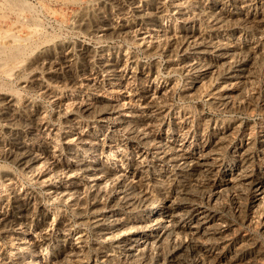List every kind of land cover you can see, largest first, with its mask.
<instances>
[{"label": "bare ground", "instance_id": "6f19581e", "mask_svg": "<svg viewBox=\"0 0 264 264\" xmlns=\"http://www.w3.org/2000/svg\"><path fill=\"white\" fill-rule=\"evenodd\" d=\"M3 1L19 16L25 11L30 14L21 20L24 25L19 22L20 27L25 26L29 31L25 37H18L19 31L14 34L9 30L20 17L16 16L10 28L9 24H0L9 30L4 33L3 28L0 35V160L4 161L0 165V241L10 240L11 248L17 249L11 256L0 242V264L81 261L85 244L81 232L74 237L68 220L61 221L59 229L66 232L55 241L52 239L55 217L36 191L22 187L16 170L47 186L53 202L69 205L79 219L89 218L101 227L126 226L129 222L116 215L135 212L140 197L134 189L125 187V183L129 179L130 184H141L143 178L139 174L149 160L165 174H170V165L180 172L192 170L199 176L215 171L230 137L229 131L224 136L217 135L208 144L205 142L200 153H191L188 145L192 142V127L199 122L203 129H209L214 123L210 117L196 119L192 109L175 104V97L179 93L187 101L206 98L222 109L247 100L248 89L259 78L258 66L264 56L258 55L254 45L243 40L241 30L254 27L264 32V6L254 7V0H77L79 9L73 8L78 10L73 16L69 14L71 28L91 40L78 36L72 40L42 31L39 23L42 18L39 20L34 14L40 12L33 9L34 3L29 4L32 0ZM41 3L45 4L42 0ZM50 9L54 14V9ZM14 29L17 24L11 30ZM119 39L137 45L149 61H143L126 42L109 44ZM162 59L168 73L185 75V82L179 84L174 78L162 80ZM6 79L16 81L17 85L9 84ZM27 91L45 97L49 105L32 98ZM260 98L264 107V89ZM132 167L134 171L130 174ZM228 169L223 170L226 182L245 184L250 177V171L240 169L234 175ZM250 184L255 188L254 198H264V179H253ZM195 186L194 182L188 184L161 207L154 208L151 201L143 202L153 220L145 225L138 221L134 225V233L140 234L129 237L128 262L160 264L158 258H147L153 231L157 234L152 240L161 242L177 235L182 228L187 229L190 246L197 250L196 254L198 250L206 251L215 238L219 242L227 239L223 233L225 220L212 204L214 199L203 204ZM218 190L213 193L217 194ZM263 203L250 211L251 214L264 215ZM159 211L162 212L159 214ZM188 218L193 222L188 224ZM247 238L234 257L226 259L223 255L225 264L263 263L264 246L258 240ZM50 246L60 251L50 261L41 253L36 254ZM184 246L181 243L177 251L185 249ZM102 252L105 260L111 257L109 250ZM182 262L176 258V264Z\"/></svg>", "mask_w": 264, "mask_h": 264}, {"label": "rangeland", "instance_id": "374dc122", "mask_svg": "<svg viewBox=\"0 0 264 264\" xmlns=\"http://www.w3.org/2000/svg\"><path fill=\"white\" fill-rule=\"evenodd\" d=\"M0 1H1L0 7L3 9V11H2V9L0 8V10H1L0 11V15H1L0 24L5 25V26L9 24V27L8 26L7 27L10 28L11 26H13L12 23L14 24V21L20 17L18 21H15L14 26L16 28V24H17V29H14L15 31L11 30L12 28H14V26H13L9 30H10V32L11 31L14 32V34H16L19 31L18 32L19 35H18V33L16 35L18 37H22L24 35V37H25L26 33H28L29 31H28V29L25 28V26L20 27V25H24V23H22L21 20H23L24 17L29 16L28 14H30V13H28L26 11L21 12L20 16H19V13L16 12L14 8H10V6H8V4L6 2H4L3 0H0ZM29 1L30 0H28L27 2H29ZM46 1L48 2V4H46L47 3ZM76 1L77 0H69V1L68 0H55V1H53V0H42V2H44V3L46 2L43 5V3H41V0H32L31 2H29V4L33 5L32 3H34L33 9H35L36 12H38V11L40 12V13L34 12V14H35V16H37V19L40 20V18H42V20L39 21V23H41L40 27L42 26L45 29L44 30L41 27L42 31H44L45 33L59 35V36L61 35V38H64V39H66L68 37L67 39H72V40H76L78 38L84 39V40H86V39L91 40V38L88 35H87L88 36L87 37L85 34L79 33V32H77L71 28V24H70L71 20L70 19H72V17L69 16V14L70 15L72 14V16H73V14L75 13L74 11L76 10V9L74 10L73 8L79 7V5H77V4H79L78 3L79 1L78 2H76ZM38 2H40V3L38 4ZM263 2H264V0H261V1L260 0H254L253 5L255 3L254 7H259L261 5L264 6ZM35 4H36V6H35ZM42 5L44 8L42 7ZM47 5H49L50 7ZM60 5H63L64 7L62 6L63 7L62 8V7H60ZM38 7L41 9H39ZM49 8L54 9L53 10L54 14L52 13L51 9L49 11ZM56 9H57L58 13L55 12ZM71 9H73V10H71ZM5 10H7V11H5ZM62 11L65 12L64 15H62V13H63ZM7 12L9 13L8 15L6 14ZM60 12H61V14H60ZM16 13H18V15H16ZM60 15H62V19H61ZM16 16H17V19H16ZM38 16H40V17H38ZM64 16H65V18H64ZM8 17H10V18H8ZM63 18L65 19L66 23L63 21L64 20ZM3 19H4V23H3ZM59 20H60V24L58 22ZM1 21H2V23H1ZM54 21H56L57 23ZM61 21H62V23H61ZM19 22L21 23L20 25H19ZM47 22H48L49 26L47 25ZM2 25L0 26L1 27L0 28L1 29L0 35L3 34L2 33L3 28L5 29V30H3L4 33L7 31L9 32V30L8 29L6 30V27L5 26L3 27ZM18 26H19V30H18ZM63 26L65 28H63ZM20 28H22L23 31L22 30L21 31L23 34L20 32ZM52 28H54V30ZM241 31L243 32V40L244 41L246 40L247 42L246 41L245 42L250 44V45L251 44L254 45V47L257 50V54L260 55L261 57H263L264 56V32L261 33L254 27L242 29ZM77 36H78V38H77ZM93 43L95 45L98 44L96 41H93ZM121 43H125L127 45H130L131 48H133L132 50L137 52L139 57L143 61H146V62L149 61V58H147V56L141 51V49H139L138 47H135L137 45L127 41L126 39L109 41V44H111V45H118ZM253 43H256V45ZM136 49H138V50H136ZM263 58H260V67L258 66V71H259L258 73L260 75L258 74L259 78L257 79V82L254 84V86H251V88L248 89L247 100L242 104L236 105L238 107L234 106L230 109L217 108V107L213 106L212 104H210L209 102H207L206 98H202L203 101H202V99L187 101L188 99H186V98L183 99L179 93L176 94V96L178 97V98L175 97L174 102L176 105H183L184 108L189 107L190 109H192V113L194 114L196 119H198V118L203 119V118H209L210 117L209 120L212 123H214L212 125V128H209V129H203L202 124H200L199 122H197V124H195L196 126L194 125L192 127V130H193L191 132V135H192L191 144L192 145L191 144L188 145V150L191 153H195V154H198V152L200 153L201 152L200 150L203 151L206 144H208L210 141L215 139L217 135L218 136H224V135H226V133L228 131H229L228 134L230 136V137L228 136L229 137L228 142H230V143L227 142L226 148L222 151L221 160L219 162V165L217 166V168H215V171L208 176L206 174L199 176L197 172H193L192 170H184V172H180L176 169V167L171 166V165L169 166L170 174H167V173L165 174L163 171H161V169L159 167L157 168L156 166H154L155 162L149 160L146 163L145 167H143L141 169V172H140L141 175L139 174L140 178L141 179L143 178L141 180V184H130L131 182L129 183V179L126 180L125 187H127V188L130 187V188H132L131 190L136 189L135 191L133 190V192L135 193V195L138 198L140 197L139 202L141 201L140 203L138 202V205L136 206L135 212L134 211H129V212L125 211L123 213L119 212L120 215H116V217H118L120 219H124L126 221L129 220V222L126 224V226L120 225L121 226L120 227L118 224H109L107 227H101L100 225H95V224L91 223L89 218L83 217L82 220L79 219V216L76 215L74 209H72L69 205L63 204V203L61 204V203L52 201V199L50 197V193H47V191H46L47 186H45L44 184L36 182V180L33 176L25 175V174L21 173L20 171L16 170V172L19 174L18 175L17 173H15L16 177L19 180V183L22 184V187L31 188L32 190L36 191L42 197L43 201H45L44 204L46 203L45 206L47 207L48 210H50L51 216L53 218L55 217L54 223H53L54 225L52 224V228H51V235H52V239L54 238L53 239L54 241H55V239L60 237L62 235V233L66 232L65 229L59 230L60 226H61V221H67L68 220L70 222L71 226H69V227L72 228V232L74 233V237H77V235H79L80 232L84 235V240H85L84 243L85 244H83V251H82V255L80 257L81 261H71V262L68 261L67 262L68 264H131L130 262H128L129 260L126 258V255H127L126 249L128 248V243H129L128 240H129V237L132 236V238H135L136 236H138L140 234L139 232L134 233V225L138 224L139 223L138 221H141V223L142 224L144 223V225H145L147 223H151L150 221L153 220L152 219L153 216H150V213L147 210L148 208H146V206L143 202H145V200L148 202L151 201L150 204H153L154 208H156L157 206L161 207L165 203L166 200H170L171 198L176 197L178 195V193L181 192L184 188H186V186L188 184L193 183V182L196 184L195 187H196V190L198 191V196L200 197L199 201L201 200L203 204H206V200L209 202L210 198L215 200V201L214 200L212 201V204L216 207V209L220 210L221 214H223L222 215L223 220H225V221H223V224H224L223 233L225 235H227V237H226L227 239L224 242L223 241L219 242L220 240L218 241L215 238V241H213L214 243L209 244L208 249L206 251L198 250L199 253L196 254L197 250L193 246H190V242H189L190 235L187 233L188 232L187 229H186V231H185V228H182L181 230L178 229V231L179 230L180 231L178 232L177 235H172L170 237H167L166 239L161 241L162 243L152 240V239H154V237H156V234H157V231H153L151 233L150 238H149L150 243L148 245L147 258L149 260H153V259L155 260L158 258L160 264H162V263L163 264H176V258H178V259L184 261L181 264H191V263L192 264H225V257L227 259V258H232V256L234 254L236 255V252L240 248H242L241 246H243V244H244V242L248 236L249 237L247 239L258 240L264 246V229H263L264 227H262V226H264V215H262V214H259L260 216L255 215V214L252 215L251 214L252 212H250L253 209L256 210L257 209L256 207H258L261 204V202L262 203L264 202V198H262V197L260 199L259 198L257 199V197L254 198L255 197V193H254L255 188H253V185L250 184V182L253 179H257V178L264 179V131H263L264 130V109H263L264 107L262 105L261 98H260V94L264 89V60H263ZM161 63H162V68H163L162 74H164V75H162V80H167L168 78L169 79L174 78L175 80H177V82L179 84H182L183 82H185V75L182 76V74L178 73V72H174V74H173L172 71H169V73H170L169 74L166 67H165L166 62L162 59ZM180 76H181V78H180ZM6 80L9 82V84L11 83L13 85L14 84L17 85V82L14 80H9V79H6ZM27 94H29L32 98H34V99L36 98L37 100H41L42 102L44 101L45 104L49 105L48 99L40 96L37 93L35 94L34 91H30V92L27 91ZM195 107H196V109H195ZM206 111H209V112H206ZM230 122H231V124H229ZM236 122H238V123H236ZM215 124L217 126H215ZM237 124H239V125H237ZM200 126H201V128H200ZM261 126H262V128H261ZM166 129H167V127H165L163 132H166ZM195 129H197V130H195ZM211 130H213V131H211ZM230 131H231V133H230ZM234 131H235V133H234ZM224 132H225V134H224ZM221 133H223V134H221ZM201 134H203V137ZM259 137L261 138V140ZM200 139H201V142H200ZM205 142H207V143L205 144ZM110 161H114V159H111ZM2 164H4V161L2 162V160H0V165H2ZM224 169H226V170L228 169L229 173L234 174V175H237L243 169L246 170L247 172L250 171L248 173L250 175V177H249L248 181L246 182L247 184L245 183L246 184L245 185V184H241V183H237V182L234 183V182H230V181H227V182L224 181L223 180L225 177L223 175ZM240 169H241V171H240ZM132 170H133V167L130 169V172H129L130 174L133 173L134 170L133 171ZM216 173L219 175H217ZM184 181H186V182H184ZM231 183H232V186H231ZM218 184H219V186H218ZM243 185H244V187H243ZM217 189H219L218 191L219 192L221 191L222 193L221 192H220V194H219V192L217 194L213 193ZM226 190H228V192H226ZM212 194H215V197L217 198V200L215 197H211ZM260 196H262V195H260ZM49 202L51 204H49ZM224 209H226V210H224ZM52 211H53V213H52ZM160 212H162V211H159V214H160ZM252 216H254V217L252 218ZM187 220H188L187 221L188 224L193 222V220L190 218H188ZM78 221H80V222H78ZM253 224H254V226H253ZM255 224H256V226H255ZM261 228H262V231H261ZM55 229H56V231H55ZM131 229H132V231H131ZM226 229H227V231H226ZM82 230H83V232H82ZM182 230H184V231H182ZM60 231H62V232H60ZM111 231H113L114 233ZM84 232H87V234L86 233L84 234ZM249 232L251 235L249 234ZM58 233H60V234L58 235ZM124 236L126 238H124ZM202 236H203V234H202ZM101 238H102V240H101ZM171 238L172 239L174 238V239L172 240ZM125 240H126V242H125ZM0 242H1L2 246L6 248L5 251H7V253L9 252L8 253L9 255H11V256L15 255L17 249L11 248V245L13 243L11 244L10 240L4 239V240H1ZM181 243H184L185 249H182L183 251L182 250L177 251L178 246ZM97 244L99 245V247L98 246L95 247ZM104 245H105V247H104ZM161 247H163V248H161ZM218 247H219V250H218ZM102 248H104V250ZM167 249H168V251H166ZM108 250H109V252H108ZM102 251H107L108 253L111 254V257L108 258V260H105L104 257L101 256L102 253H104ZM176 251H177V253L173 254L174 256L171 255L172 253H174ZM13 252H15V253H13ZM59 252L60 251L58 248H56V247L53 248V246H50L48 249H42L41 251L36 252V254L41 253L45 257V260L46 259L48 260V259L53 258L55 255H58ZM166 252H168V253H166ZM180 253H182V254H180ZM122 254H123V256H122ZM148 254H149V256H148ZM162 254H163V256H162ZM192 254H194V255H192ZM188 255H190V256H188ZM219 255L221 256V259H220ZM82 257H84V258H82ZM115 257H117V258H115ZM160 257H162V259ZM173 258L175 259V261ZM12 260H14V259H12ZM48 261H50V260H48ZM262 262H263L262 264H264V258H263ZM11 263H13V262H11ZM43 263H45V261Z\"/></svg>", "mask_w": 264, "mask_h": 264}]
</instances>
